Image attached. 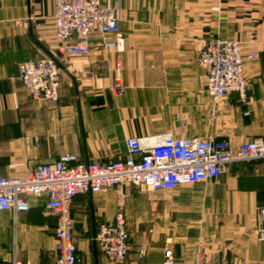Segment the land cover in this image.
Listing matches in <instances>:
<instances>
[{"label": "crops", "instance_id": "1", "mask_svg": "<svg viewBox=\"0 0 264 264\" xmlns=\"http://www.w3.org/2000/svg\"><path fill=\"white\" fill-rule=\"evenodd\" d=\"M106 1L121 8L120 32L94 33L88 56L57 53L54 0L0 2V176L25 175L66 152L82 163H109L127 156L131 136H213L233 147L264 139V0ZM212 37L256 52L245 58L246 96L214 101L207 93L199 46ZM111 38L116 47L104 49ZM51 54L61 65L60 96L37 100L19 78L20 64ZM116 74L122 94L111 88ZM30 202L28 211H0V264H51L55 257L57 215L46 194ZM263 206L264 159L239 160L217 179L169 194L132 183L78 194L74 242L82 264H114L94 236L122 207L132 239L124 264H159L168 247L187 264H264Z\"/></svg>", "mask_w": 264, "mask_h": 264}, {"label": "built area", "instance_id": "2", "mask_svg": "<svg viewBox=\"0 0 264 264\" xmlns=\"http://www.w3.org/2000/svg\"><path fill=\"white\" fill-rule=\"evenodd\" d=\"M6 0H0L3 2ZM56 51L59 54L88 56L90 38L120 32L121 8L106 0H54ZM104 49H114L115 39H103ZM245 54L235 39L212 37L199 46V61L207 72L206 91L216 101L237 93L246 96L249 82L244 74ZM115 70L122 68L121 57ZM87 77L92 76L87 72ZM61 65L56 55L20 64L19 78L32 97L57 101L60 96ZM112 90L125 92L122 76L116 74ZM250 112H245L248 115ZM127 156L109 163L78 161L66 152L54 161L42 163L22 176H0V211L23 212L31 207L30 197L47 195V207L57 215L55 257L51 264H82L74 242L76 222L72 215L73 199L81 193L105 192L112 187L124 189L129 183L144 185L157 192H172L183 184H197L217 179L239 160L264 159V139L253 138L233 147L227 139L213 136L191 137L164 133L131 136L126 139ZM123 196V195H122ZM258 235L264 241V206L258 212ZM100 250L114 264H124L132 250L131 233L122 207L110 221L100 223L94 236ZM147 252L140 245L139 258ZM159 264L179 262L171 247L166 248ZM195 264H225L204 259Z\"/></svg>", "mask_w": 264, "mask_h": 264}, {"label": "rangeland", "instance_id": "3", "mask_svg": "<svg viewBox=\"0 0 264 264\" xmlns=\"http://www.w3.org/2000/svg\"><path fill=\"white\" fill-rule=\"evenodd\" d=\"M170 193H172V192H170ZM167 194H169V192H167ZM186 207V206H185ZM188 207V206H187Z\"/></svg>", "mask_w": 264, "mask_h": 264}]
</instances>
